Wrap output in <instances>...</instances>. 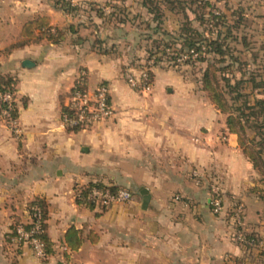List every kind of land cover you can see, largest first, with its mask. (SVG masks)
<instances>
[{
	"label": "crops",
	"instance_id": "crops-1",
	"mask_svg": "<svg viewBox=\"0 0 264 264\" xmlns=\"http://www.w3.org/2000/svg\"><path fill=\"white\" fill-rule=\"evenodd\" d=\"M24 1L0 0V79H14L18 111L15 130L0 110V213L27 224L30 205L42 201L51 253L43 261L23 248L13 264H228L241 255L230 223L211 209L208 181L227 198L242 196L245 220L253 208L258 221L264 206L252 193L255 170L211 100L214 109L205 111L202 94H182L158 76L151 93L141 94L83 30V41L24 45L23 26L51 18L27 13ZM8 23H17L15 33ZM26 60L35 66L24 68ZM82 75L89 92L108 88L113 115L70 128L63 116ZM98 183L132 190L133 202L80 206L78 191ZM140 187L151 195L146 210ZM11 228L0 224L2 238ZM71 229L81 232L76 251L66 242Z\"/></svg>",
	"mask_w": 264,
	"mask_h": 264
},
{
	"label": "rangeland",
	"instance_id": "rangeland-1",
	"mask_svg": "<svg viewBox=\"0 0 264 264\" xmlns=\"http://www.w3.org/2000/svg\"><path fill=\"white\" fill-rule=\"evenodd\" d=\"M56 1L57 0H43L40 4L38 3L37 6L35 4L36 0H25L23 2V10L31 14L38 12L42 15L51 16V18H48L52 21L51 23L55 24H52L54 27L60 25L61 27L58 28L66 29L70 24H74L79 30L86 31V38H90L92 42L98 37L103 42L101 51H106L104 55L108 58L109 63L115 62L122 64L121 75L124 77V80L131 88L137 90L141 94L149 95L151 93L152 90H149L148 87L152 88L155 78L158 76L165 82L174 83L175 88L182 94L189 96L192 94H202L205 101V111L210 108L214 109V104L212 102L213 105L209 104L211 100L209 95L201 89V80L207 66L206 63H186L188 57L185 55H181L176 61H172L166 56L162 57L161 55H157L158 58L162 57L159 62H156L157 57L150 58L149 51L155 49L153 40L160 39V37L154 35L153 32V28L157 26L158 22H149L152 17L148 15L147 11L141 6L138 0H65L70 1L73 6L77 7V10L68 11L67 13L59 9L61 5H58ZM209 1L213 8H208L207 12L213 11L216 14L219 12L224 14L227 18L226 25L228 27H234L232 37L228 42L233 55L238 58L239 62L234 65L229 74L226 73L225 75L230 78L234 76L244 80H249L253 75L256 76L258 87L253 89L252 85L249 83L245 86L244 92L253 94L257 98H264V0ZM189 2L190 0H186L188 16L190 20H192L193 27L204 32L208 37L213 36L209 30L214 31L215 34L217 30L223 33L227 32V27L223 25L219 26L215 31L213 25L207 23L203 25L201 22L196 21L194 12L196 6H191ZM99 11L103 14L102 17ZM166 16L167 17L163 19L161 28L176 34L179 22L184 20L183 16L169 11ZM121 20H124L125 23H120ZM79 24H82V27H79ZM10 26L13 33H15L17 23H8V28H10ZM148 36H151L152 39H147ZM232 38L237 40L235 41ZM96 48L99 49V47ZM229 62L230 61H228V63ZM148 72L152 74V78H149ZM221 76L222 74L217 75V80L219 82H223ZM131 80L137 83L136 87L131 85ZM145 82H151V84L145 86ZM221 85L223 86L224 84L221 83ZM3 97H0L1 101ZM11 104L13 107V103ZM1 112L5 121L9 123L10 128L16 130L17 119H10V121H8L5 118L8 116L5 110H1ZM220 117L224 121L227 120L226 114L222 112L220 113ZM263 134L264 129L261 132L259 130H247L248 138L253 139L257 144L250 145L252 151L259 152L262 149L261 157L264 162ZM255 173V187L264 191V167H262L260 171L255 170ZM208 184L209 186L212 185L213 192L215 190L219 192L220 189L218 186L215 187V183L208 181ZM237 200L243 202L242 196H240V199L237 198ZM215 201L220 203L221 208V200L211 197L210 202L215 203ZM246 208L243 209V214H245ZM260 209L261 208L258 207L256 211ZM224 211H221L222 218L225 217ZM234 211L236 212L237 219L240 221L241 218L237 215L238 209L235 208ZM259 215L257 221L255 209L252 208L251 214L249 213L247 216L248 220L244 218L245 222H243V224L247 229L258 231L260 233L259 236L264 238V225H261V223H264V209ZM18 218L16 215L5 214V212L0 213V224L3 222L5 224L11 222L12 226L17 225L18 230L21 226L23 227V218L21 216H18ZM252 220L255 223L250 224L249 222H252ZM223 221L226 224L229 223L225 218H223ZM234 230L235 229L232 228L231 225L230 235L236 234ZM11 232L12 231H10V233ZM10 233L8 232V234ZM0 238L4 242L0 245V251L4 249L2 251L3 253H0V257L4 256L12 260L11 264H13L15 259L19 260V258H23V248L33 252L28 244L22 242L20 236L13 239L12 242H9L8 236L2 238V235H0ZM238 247L241 249V255H238L236 258L242 259L244 264H263L261 262L263 259H260V254L264 251V242L260 245V249H255L246 253L243 251L242 247L239 245Z\"/></svg>",
	"mask_w": 264,
	"mask_h": 264
},
{
	"label": "trees",
	"instance_id": "trees-1",
	"mask_svg": "<svg viewBox=\"0 0 264 264\" xmlns=\"http://www.w3.org/2000/svg\"><path fill=\"white\" fill-rule=\"evenodd\" d=\"M141 6L147 11L148 15L152 17L151 21L158 22L157 26H154V35L160 37L159 40H153L155 49L150 50V58L157 57V55L166 56L172 61H176L181 55L188 57L186 63H206L207 66L203 73L201 80V89L206 92L214 106L226 114L227 120L226 125L229 133L234 134L238 138V145L241 148L244 156L249 160L255 170L260 171L264 167V162L261 157L262 149L259 152L252 151L250 145H255L253 139L248 138L247 130H259L260 132L264 129V98H257L253 94L244 92V88L247 84H251L252 88H257L256 76H252L249 80L238 79L236 77H228L225 74L233 69L234 65L239 62L232 51L228 40L232 37L233 26L228 27L226 25V16L222 13H214L213 11L207 12L208 8H213L209 0H190L191 6H196L194 10L196 15V21L213 25L215 31L221 25L227 27V32L223 33L217 30L216 34L214 31L209 30L213 36L208 37L204 32L197 30L192 26V20L188 16V8L186 6V0H138ZM57 4L61 5L60 10L67 13L68 11L77 10V7L73 6L70 1L57 0ZM58 7V6H57ZM66 8V9H63ZM180 14L184 20L179 22V27L176 29V34L170 33L161 28L163 19L167 17V12ZM201 11V12H200ZM100 16L103 14L99 11ZM200 13V14H199ZM150 22V23H151ZM120 23H125L121 20ZM149 23V24H150ZM151 25V24H150ZM82 27V24L78 25ZM79 29L74 24H70L66 29L54 27L48 17H37L32 21L27 22L23 26L21 36L24 41V45L29 43H35L40 41H46L52 45H60L65 42L69 37L77 36L76 41H83L79 35ZM90 39V38H87ZM86 39V40H87ZM147 39H152L148 36ZM235 40L234 38H232ZM237 40V39H236ZM235 40V41H236ZM103 42L97 37L93 42V47H99L97 51L101 52V45ZM169 51V52H168ZM169 53V54H168ZM102 54H106L103 51ZM162 57L156 58V62H159ZM228 61H230L228 63ZM228 63V64H227ZM224 65V66H220ZM149 73V78H152V74ZM222 74L221 78L223 82L217 80V75ZM84 82V87H79L77 84L73 93L84 90L86 86V77L84 76L81 80ZM79 82V79L77 80ZM221 83L224 85L222 86ZM151 84V82H147ZM11 94L13 97V107L8 108V104L4 103L0 99V110L8 112V116L5 118L17 119L18 111L15 106V81L13 78H1L0 79V97L6 94ZM264 95V88H263ZM64 114H69L67 109ZM264 135V134H263ZM257 145V144H256ZM260 145V144H258ZM94 189L111 190L115 192L119 189H123L117 186H105L103 184H91L86 188L80 189L77 195V202L80 206H86L88 208H94L96 204L88 200V196ZM212 185L210 186L211 197L213 199L219 198L221 200L220 211L215 212L214 203H210L213 213L217 216H221L222 212H225V218L227 222L232 225L236 234L231 235L232 241L242 247L243 251L251 252L255 249H260V245L264 242V238H261L260 233L255 230L247 229L243 222L245 214L243 209L245 208L243 202L237 200L236 197L227 198L221 190L218 193L213 192ZM130 191L133 195V191ZM252 193L255 194L262 202H264V191L260 188H253ZM39 208L42 213L44 222L46 221L45 204L38 200L32 203L29 207V214H34V209ZM104 209L110 207H103ZM238 209L237 215L240 216L239 221L236 217L234 209ZM232 223V224H231ZM30 228L27 226V229ZM43 228H45V223ZM11 233L8 235L9 242L17 238L18 230L17 225L12 226ZM40 238L45 243V258L46 260L50 255L51 250L48 243V239L43 232ZM23 242V241H22ZM67 245L73 250H78L82 245L81 232L76 229H71L66 235ZM261 262L264 264V251L260 254ZM228 264H244V261L240 258L231 259Z\"/></svg>",
	"mask_w": 264,
	"mask_h": 264
},
{
	"label": "built area",
	"instance_id": "built-area-1",
	"mask_svg": "<svg viewBox=\"0 0 264 264\" xmlns=\"http://www.w3.org/2000/svg\"><path fill=\"white\" fill-rule=\"evenodd\" d=\"M84 76L82 75L79 78V82H77L79 87H84L85 85L81 81ZM130 83L133 87L137 86V83L133 80ZM146 83L145 86H149ZM12 98V95L9 93L2 100L8 104L9 109L12 108ZM68 110L69 114H64L63 122L65 126L70 128H85L110 118L113 115V110L109 105L108 88L105 86L99 87L94 93L89 92L85 88L73 93ZM5 112L8 115V112ZM214 192L218 193L217 190ZM88 200L94 202L97 206L112 207L132 203L134 195L125 189H119L115 192L94 189L89 194ZM214 205L216 207L215 212H218L220 210V203L215 201ZM29 220V223L23 224V227L21 226L18 229V235L24 243L30 246L36 258L43 259L45 258V243L40 238V235L44 232L43 226L45 222L39 208L34 209V214H30ZM27 226L30 228L27 229Z\"/></svg>",
	"mask_w": 264,
	"mask_h": 264
},
{
	"label": "water",
	"instance_id": "water-1",
	"mask_svg": "<svg viewBox=\"0 0 264 264\" xmlns=\"http://www.w3.org/2000/svg\"><path fill=\"white\" fill-rule=\"evenodd\" d=\"M35 64L29 60L23 62L24 68H31L34 67ZM139 194L142 196V210H146L149 207L151 201V195L146 188L140 187L138 188Z\"/></svg>",
	"mask_w": 264,
	"mask_h": 264
}]
</instances>
